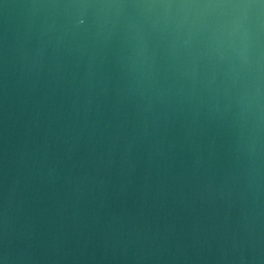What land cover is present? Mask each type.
<instances>
[{
  "label": "water",
  "instance_id": "obj_1",
  "mask_svg": "<svg viewBox=\"0 0 264 264\" xmlns=\"http://www.w3.org/2000/svg\"><path fill=\"white\" fill-rule=\"evenodd\" d=\"M0 264H264V0H0Z\"/></svg>",
  "mask_w": 264,
  "mask_h": 264
},
{
  "label": "clouds",
  "instance_id": "obj_2",
  "mask_svg": "<svg viewBox=\"0 0 264 264\" xmlns=\"http://www.w3.org/2000/svg\"><path fill=\"white\" fill-rule=\"evenodd\" d=\"M231 7H247V5H232ZM243 36H244V46L241 49V51H243L247 47V29H244Z\"/></svg>",
  "mask_w": 264,
  "mask_h": 264
}]
</instances>
